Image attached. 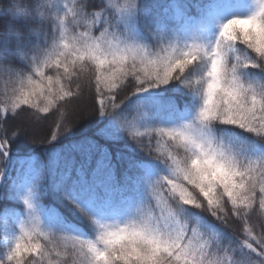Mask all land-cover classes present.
<instances>
[{"label": "snow or ice", "instance_id": "1", "mask_svg": "<svg viewBox=\"0 0 264 264\" xmlns=\"http://www.w3.org/2000/svg\"><path fill=\"white\" fill-rule=\"evenodd\" d=\"M0 80V264H264V0H0Z\"/></svg>", "mask_w": 264, "mask_h": 264}, {"label": "trees", "instance_id": "2", "mask_svg": "<svg viewBox=\"0 0 264 264\" xmlns=\"http://www.w3.org/2000/svg\"><path fill=\"white\" fill-rule=\"evenodd\" d=\"M2 91L3 81L0 80V93H2ZM2 100L3 96L0 95V101ZM84 109H88V116L83 114L81 115V112H83ZM65 110L66 116L62 123L68 125L70 130L75 132L77 135L88 132L94 126L93 122L96 120L97 114L94 110L93 97L90 96L87 91H85L79 99H72L67 105H65ZM58 121V115L55 112H50L47 114V119L39 122L38 124H33L29 121L27 114L22 113L19 126L25 129L27 123H30V125L34 126L33 128L35 129V133L31 134L27 132V135L23 136L15 145V151L23 154L30 148L34 147L37 149V152H39V149L44 146L40 144V141L50 140L51 133L56 131ZM64 136V130L61 128L59 139H64ZM67 142L68 141L66 140L65 143ZM249 222L252 224H259L261 220L254 214L250 217ZM77 223L80 224L79 231L90 234L89 227L86 223H80L79 221H77ZM240 227L241 222L236 221L235 223H232L233 229L239 230Z\"/></svg>", "mask_w": 264, "mask_h": 264}, {"label": "rangeland", "instance_id": "3", "mask_svg": "<svg viewBox=\"0 0 264 264\" xmlns=\"http://www.w3.org/2000/svg\"><path fill=\"white\" fill-rule=\"evenodd\" d=\"M34 126L30 125V123H27L26 127H25V131L29 132L31 134L35 133V129L33 128ZM34 129V130H33Z\"/></svg>", "mask_w": 264, "mask_h": 264}, {"label": "bare ground", "instance_id": "4", "mask_svg": "<svg viewBox=\"0 0 264 264\" xmlns=\"http://www.w3.org/2000/svg\"><path fill=\"white\" fill-rule=\"evenodd\" d=\"M82 114L88 116V114H89L88 109H84L83 112H81V115H82Z\"/></svg>", "mask_w": 264, "mask_h": 264}]
</instances>
